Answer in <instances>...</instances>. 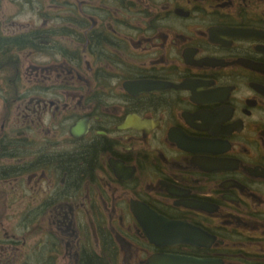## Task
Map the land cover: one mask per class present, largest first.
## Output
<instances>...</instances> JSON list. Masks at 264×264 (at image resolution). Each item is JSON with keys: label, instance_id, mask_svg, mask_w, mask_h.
Segmentation results:
<instances>
[{"label": "flooded vegetation", "instance_id": "flooded-vegetation-1", "mask_svg": "<svg viewBox=\"0 0 264 264\" xmlns=\"http://www.w3.org/2000/svg\"><path fill=\"white\" fill-rule=\"evenodd\" d=\"M168 255L264 264V0H0V264Z\"/></svg>", "mask_w": 264, "mask_h": 264}, {"label": "water", "instance_id": "water-1", "mask_svg": "<svg viewBox=\"0 0 264 264\" xmlns=\"http://www.w3.org/2000/svg\"><path fill=\"white\" fill-rule=\"evenodd\" d=\"M160 225L164 228V230H168V231H171V229H173L174 227V223L173 222H170V221H167V220H164V219H161V222H160Z\"/></svg>", "mask_w": 264, "mask_h": 264}, {"label": "trees", "instance_id": "trees-1", "mask_svg": "<svg viewBox=\"0 0 264 264\" xmlns=\"http://www.w3.org/2000/svg\"><path fill=\"white\" fill-rule=\"evenodd\" d=\"M80 161H81L82 163H84V164H85V163L88 164V160H87V158H84V159H81V160H79V161H76L75 164H74V166L77 168V170L82 168V167H80Z\"/></svg>", "mask_w": 264, "mask_h": 264}, {"label": "rangeland", "instance_id": "rangeland-1", "mask_svg": "<svg viewBox=\"0 0 264 264\" xmlns=\"http://www.w3.org/2000/svg\"><path fill=\"white\" fill-rule=\"evenodd\" d=\"M11 5L10 4H8V7H10Z\"/></svg>", "mask_w": 264, "mask_h": 264}, {"label": "bare ground", "instance_id": "bare-ground-1", "mask_svg": "<svg viewBox=\"0 0 264 264\" xmlns=\"http://www.w3.org/2000/svg\"><path fill=\"white\" fill-rule=\"evenodd\" d=\"M164 230V229H163Z\"/></svg>", "mask_w": 264, "mask_h": 264}]
</instances>
